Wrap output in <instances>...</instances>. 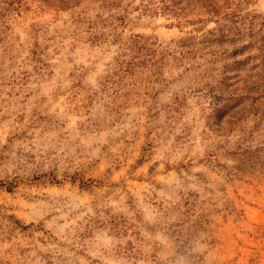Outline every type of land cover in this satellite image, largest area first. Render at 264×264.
I'll list each match as a JSON object with an SVG mask.
<instances>
[{
  "label": "rangeland",
  "instance_id": "rangeland-1",
  "mask_svg": "<svg viewBox=\"0 0 264 264\" xmlns=\"http://www.w3.org/2000/svg\"><path fill=\"white\" fill-rule=\"evenodd\" d=\"M213 5L0 0V264H264V150L231 154L264 115L209 118Z\"/></svg>",
  "mask_w": 264,
  "mask_h": 264
},
{
  "label": "trees",
  "instance_id": "trees-1",
  "mask_svg": "<svg viewBox=\"0 0 264 264\" xmlns=\"http://www.w3.org/2000/svg\"><path fill=\"white\" fill-rule=\"evenodd\" d=\"M161 1L166 9L182 3ZM197 2L208 11L214 4V0ZM212 9L218 16V25L202 34L200 43L223 64L206 83L212 109L209 118L219 130L233 129L250 115H264V15H243L223 4L213 5ZM241 131L231 154L239 158L243 167L250 168L261 161L264 146H253L254 130Z\"/></svg>",
  "mask_w": 264,
  "mask_h": 264
}]
</instances>
